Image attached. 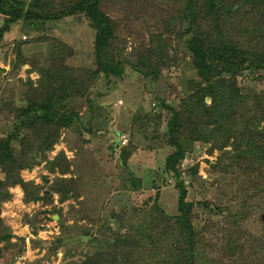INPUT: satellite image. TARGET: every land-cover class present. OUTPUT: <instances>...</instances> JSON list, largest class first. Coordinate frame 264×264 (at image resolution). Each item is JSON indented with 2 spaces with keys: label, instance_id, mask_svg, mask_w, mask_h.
<instances>
[{
  "label": "rangeland",
  "instance_id": "1",
  "mask_svg": "<svg viewBox=\"0 0 264 264\" xmlns=\"http://www.w3.org/2000/svg\"><path fill=\"white\" fill-rule=\"evenodd\" d=\"M24 1L28 4L32 2ZM75 1L65 0L62 3L67 5ZM54 4L50 6L41 0L38 3L40 13L44 16L57 13ZM183 8V0H103L100 3V9L112 22L114 39L111 52L121 63L122 75L108 78L99 74L89 84L83 98L70 97L62 104L64 110H75L77 121L72 129L61 131L59 142L45 155L47 160H53L63 151L73 163L71 173L61 175L57 170L49 173L45 161L19 172L25 182L42 186L40 196L49 191L54 177L69 179L73 175L79 187L77 200L68 198L59 202V194L52 193L51 204L45 205L40 201L26 203L19 185L8 188L11 198L2 203L0 218L3 226L10 228L13 237L7 241L1 239L3 234L0 233V249L11 250V258L23 256V264H82L92 254L114 250L119 235L140 231L138 221L141 215L133 214V208H141L144 204L152 207L156 202L168 215L177 213L178 192L174 181L164 173V161L171 149L160 140L153 141L158 129L153 122L142 127L136 121L133 123V117L141 116V122L145 120L144 116L154 118L163 104L179 109L188 93L187 82L200 81L186 53L184 39L180 38L186 25L181 17ZM36 26V31L29 30L28 23L21 20L0 39V139L16 127L13 108L27 107V85L39 87L40 81L41 86L47 85V79L61 75L59 71L64 66L79 70L83 75L95 67L92 54L94 36L82 15L65 16L58 21L42 20ZM154 37H160L164 42L168 57L159 59L154 56L150 60V64L159 70L158 77L153 80L138 73L134 66L139 63L138 58L148 52ZM255 42L250 40L248 43L249 47H254L252 50L263 45ZM56 43L65 50L55 59L56 62L50 63ZM157 46L153 44L151 48ZM67 76L64 74V80L60 79L55 84L63 88L62 93L76 83L75 77L69 81ZM238 79L244 84L245 91L252 90L250 87L264 91V81H255L247 72ZM209 103L207 99L206 104ZM166 116L163 111L159 119L161 133L164 132ZM25 130L19 133L20 137L27 135L29 130ZM130 135L135 150L127 161L128 169L131 170L133 184H141L134 190L126 182L129 175L117 165L118 154L113 152L111 145L113 140H117L123 146L130 140ZM195 146L197 148L186 161L190 165H199L197 174L200 179L190 182L186 175L183 177L187 190L186 203L193 209L192 219L208 226L212 221L221 220L222 215L216 208L229 205L228 200L232 202V192L241 179L236 174L228 176L221 171L215 172V168L211 167L213 164L210 163L216 162L222 154L218 149L214 148L209 155L210 145L196 142ZM224 150H231V147ZM186 168L183 166L184 172ZM221 176L223 180H220ZM4 177L5 167L0 164V179ZM154 179L158 188L154 186ZM203 202L211 204V211H197L196 204ZM54 208L60 209L61 219L53 213ZM235 209L232 208L233 211ZM39 212H42L37 216L39 229L34 234L23 219ZM256 219L250 215L245 225L247 232H258ZM261 233L259 230L255 235ZM202 236L207 242L202 246L205 258H198L196 264H213L208 258L216 255L214 250L220 236L218 227H207ZM8 243L11 244L9 248ZM252 248L254 244L250 242L244 250L250 253ZM259 261L264 264V260Z\"/></svg>",
  "mask_w": 264,
  "mask_h": 264
},
{
  "label": "trees",
  "instance_id": "2",
  "mask_svg": "<svg viewBox=\"0 0 264 264\" xmlns=\"http://www.w3.org/2000/svg\"><path fill=\"white\" fill-rule=\"evenodd\" d=\"M40 1L32 0L28 4L24 0H0V39L21 20L28 23L29 30L36 31V25L42 20L58 21L61 17L82 15L93 32L95 67L83 75L79 70L64 66L60 68L61 75L47 79V85L41 86L40 81L39 87L26 86L25 100L28 105L13 108L16 127L0 139V164L5 167V177L0 179V213L2 203L11 198L8 188L16 185L22 188L26 203L40 201L45 205L51 204L52 193L59 194V202L79 198V187L73 175L69 179L54 177L49 191L40 196L42 186L25 182L19 172L45 161L49 173L56 170L61 175L71 173L73 163L63 151L53 160H47L45 155L59 142L61 131L72 129L77 121L75 110H64L62 104L70 97L83 98L89 84L99 74L108 78L122 75L121 63L111 52L114 39L111 19L100 9L103 0H76L67 5L62 3L65 0H45L50 6L56 3L57 13H50V16L40 13ZM183 3L181 17L186 25L180 38L184 39L186 53L200 81L187 82L188 93L179 109L163 104L154 118L144 116L143 123L141 116L133 117V123L136 121L142 127L153 122L158 128L153 141L160 140L171 149L164 161V173L174 181L178 192L177 213L168 215L156 202L152 207L144 204L141 208H133V214L141 215L138 221L140 231L119 235L114 250L92 254L82 264H196L198 258H205L202 246L207 242L202 232L207 227H218L220 234L214 250L216 255L208 258L209 262L262 264L259 260H264V91L253 87L245 91L244 84L238 79L247 72L255 81H264V0H183ZM250 40L263 45L252 50L254 47L248 45ZM159 41L160 37H154L152 43L158 46L151 48V43L148 52L139 57V63L134 66L138 73L153 80L158 77L159 70L150 64V60L154 56L159 59L168 57V49L164 42ZM64 50L56 43L50 63L56 62L55 59ZM64 74L68 75L69 81L76 74V83L62 93L63 88L55 84L63 79ZM207 99L209 104H206ZM163 111L167 119L161 133L158 124ZM25 129L29 130L27 135L20 137L19 133ZM116 136H119L118 132ZM131 140L130 135V140L123 146L117 140H113L111 145L113 152L118 154L117 165L129 175L126 182L134 190L141 184H133V176L128 169L127 161L135 150ZM196 142L210 145L209 155L214 148L222 153L216 162L210 163L215 172L221 171L228 176L236 174L241 179L232 192V202L228 200L229 205L216 208L222 215L221 220L212 221L208 226L192 219L193 209L186 203L187 190L183 177L186 175L190 182L200 179L197 174L199 165H190L186 161L197 148ZM226 145L231 150H224L228 147ZM183 166H187L185 172ZM153 183L157 185L156 179ZM210 205L208 202L198 203L196 209L211 211ZM233 207H236L235 211ZM52 211L61 219L60 209ZM40 213L23 219L34 234L39 229L37 216ZM250 215L258 219L260 235H255L259 230L254 234L247 232L245 225ZM2 223L0 218L1 239L10 241L13 237L11 230ZM250 242H253L254 248L248 253L244 249ZM11 252L0 249V258L12 259ZM255 259L258 261L255 262Z\"/></svg>",
  "mask_w": 264,
  "mask_h": 264
},
{
  "label": "built area",
  "instance_id": "3",
  "mask_svg": "<svg viewBox=\"0 0 264 264\" xmlns=\"http://www.w3.org/2000/svg\"><path fill=\"white\" fill-rule=\"evenodd\" d=\"M26 243H28L27 242V240H26ZM26 248H28V245L26 244ZM23 256H15L14 258H12V259H10V260H6V258L5 257H2V258H0V264H23Z\"/></svg>",
  "mask_w": 264,
  "mask_h": 264
}]
</instances>
